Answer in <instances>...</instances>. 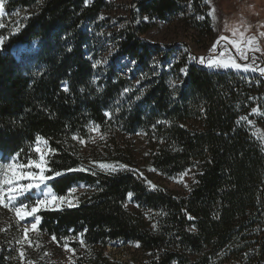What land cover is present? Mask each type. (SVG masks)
Masks as SVG:
<instances>
[{
	"label": "trees",
	"instance_id": "1",
	"mask_svg": "<svg viewBox=\"0 0 264 264\" xmlns=\"http://www.w3.org/2000/svg\"><path fill=\"white\" fill-rule=\"evenodd\" d=\"M115 1L2 0L0 156L38 159L40 136L54 150L45 173L54 194L87 190L75 207L39 210L28 240L0 208V264H55L61 237L75 249L71 264H264V148L241 120L257 103L264 111L263 76L209 70L182 43L144 38L162 23L212 39L203 0H128L125 16L111 13ZM101 163L125 167L108 174ZM182 173L193 176L182 194L157 181ZM114 244L135 252L110 259Z\"/></svg>",
	"mask_w": 264,
	"mask_h": 264
},
{
	"label": "rangeland",
	"instance_id": "2",
	"mask_svg": "<svg viewBox=\"0 0 264 264\" xmlns=\"http://www.w3.org/2000/svg\"><path fill=\"white\" fill-rule=\"evenodd\" d=\"M204 4L207 8V14L210 20V26L213 31L214 37L212 39H206L204 42H200L195 40L194 32L186 33L184 29L175 28V24L173 25H165V24H158L154 27L144 38L153 44H163V45H170L175 43H182L184 44L188 50L192 53V55L198 61L201 57L205 58L206 60L209 58L215 59L218 57L220 52L225 53V58L227 56H232L237 63L241 64L242 66L251 65L253 67H264V0H203ZM128 0H117L115 1L116 5L120 8H117L115 12L119 15L125 16V10L121 9L123 4H127ZM209 13H212L211 15ZM119 15L111 14L113 20ZM6 16V12L4 11V17ZM16 17L20 16V12L15 15ZM3 17V18H4ZM108 17V16H106ZM2 18V19H3ZM236 31V34L233 35V31ZM241 34H243L241 36ZM223 36L226 39L221 40L220 37ZM249 39H253L255 42V47L259 48V51L250 50L251 46H248L247 42ZM228 40H235L240 42L241 47L245 50L247 59H241L240 56L236 53L235 48L231 44H229ZM219 41V43H217ZM216 45V51H210L213 46ZM1 48V46H0ZM13 54L19 57L20 54L23 53L24 47L16 46L13 48ZM122 66L123 71H130L135 68V65L132 61H122L120 64ZM208 68L206 65H203ZM209 70H215L210 69ZM221 70L231 71L246 77H254L260 76V72L257 70L253 71H237L231 68L223 69V68H216ZM264 78V75H262ZM262 100L264 101V86H263V94L261 95ZM253 109H257L256 113H253ZM253 109L251 110L249 117L246 118L245 122L247 123L252 135L256 138V140L262 145L264 148V125L262 121L264 120V111L262 108L259 107V103H257ZM251 122V123H249ZM92 138H95L98 135L97 131H92ZM92 142V141H91ZM43 147V146H42ZM39 156V154H38ZM9 158H2L0 156V163L6 162ZM34 171H38L34 169ZM154 177H158L154 175ZM181 175L176 177L175 179L164 180L162 178H158L159 184L165 186L166 188L170 189L175 193H184L186 192L193 180V176L190 173L183 176V179H180ZM23 183H27V181H23ZM50 180H47L44 185H41L40 189H33L31 192L26 194V198L28 196H33L35 199L38 195H41L43 191L48 189L54 194L53 190L51 189ZM83 186V187H81ZM76 188L77 191L73 193V197L80 198L87 188L79 183L77 185H72L70 189ZM69 189V190H70ZM68 190V192H69ZM68 195V194H67ZM22 198V197H21ZM77 200H74L76 203ZM66 205H60L57 208L55 205L51 207H41L39 210L43 209H60L61 207H65ZM133 201L128 199L127 207H133ZM2 208V207H0ZM38 210V211H39ZM38 211L35 214L38 216ZM35 222L34 217H26L24 221H20L22 224V229H24L25 225H28L30 228L31 223ZM41 223V218L39 224ZM33 230H30L31 233ZM28 233V234H29ZM24 234V231H23ZM52 251V245L49 247ZM135 252L133 248H121L120 245L114 244L111 245L105 252V254L114 260L120 261H127L129 260L130 256ZM73 253L66 252L64 247L60 250V252L53 257V262L55 264H71L73 261Z\"/></svg>",
	"mask_w": 264,
	"mask_h": 264
},
{
	"label": "snow or ice",
	"instance_id": "3",
	"mask_svg": "<svg viewBox=\"0 0 264 264\" xmlns=\"http://www.w3.org/2000/svg\"><path fill=\"white\" fill-rule=\"evenodd\" d=\"M88 0H85V5L87 6ZM4 11H5V5L0 0V27H3L2 18L4 17ZM210 15L212 13H209ZM18 31V27L13 29V34ZM236 34V31H233V35ZM243 34H241L242 36ZM221 40H225L226 38L221 36ZM229 44L235 48L236 53L240 56L241 59H247L245 50L241 47L240 42L235 40H228ZM4 43V38H0V46H2ZM219 43V41H217ZM248 46H251L250 50H256L259 51L258 47H255V42L253 39H249L247 42ZM212 52L216 51V45L213 46V48L210 50ZM192 59H196L195 57H192ZM201 65H206L210 69H216V68H223V69H233L237 71H259L261 75H264V67H253L251 65L242 66L241 64L237 63V61L232 56H227L225 58V53L220 52L218 57L215 59L209 58L205 59L201 57L198 61ZM100 63L97 61V64ZM96 65L94 64L93 67ZM182 72H185V69H181ZM65 91L68 89L65 88ZM128 89H125V92H127ZM139 99V97H137ZM253 113L257 112V109L252 110ZM106 116H110L109 113H105ZM246 119V117H241V120ZM239 123V122H238ZM251 123V122H249ZM91 131H99L98 126H94ZM74 140L78 139V137L73 136ZM103 139V136L100 137ZM80 143H85V141L80 140ZM43 146V147H42ZM35 152L39 154L38 159L28 158L27 163H21L19 161V153L14 154L11 158H9L6 162L0 163V207L7 209L9 212L14 213L17 222L24 221L26 217H34L35 222L31 223L30 228L28 225L24 226V239L28 240V233L30 230H37V225L39 224L40 217L36 216L35 214L41 207H51L55 205L57 208L60 207V205H66L67 207H75L77 206L76 203H74V200H77L78 198L73 197V193L77 191L76 188H72L69 190L67 196H57L51 192L50 189L43 191L42 197L41 195H38L35 199L34 205L25 204L20 198L25 197L27 193L31 192L33 189H40L41 185H44L48 179L51 177L46 176L45 173L47 171H50V169L47 167L48 161L46 160V156L48 153L53 152V149H50L48 147L47 141L41 138L40 136L36 137V145L34 148ZM98 167L105 171L108 174L115 173L119 169H123L124 165H110L101 163L98 165ZM34 169L38 171H34ZM151 171H155V169H150ZM72 171H85L83 168L73 169ZM55 175L59 176L62 175L60 172H56ZM187 175V173H182L180 179H183V176ZM175 179V178H173ZM23 181H27V183H23ZM83 187V186H81ZM149 187L154 189L155 186L149 182ZM129 199L132 197V193H129ZM189 219H192L189 217ZM155 227V225L153 226ZM83 234H81L82 237ZM61 240L64 241L63 247L66 252L69 253H75V249L69 246L68 240L70 238L68 237H61ZM79 239L80 245L82 247L85 246V241L77 237ZM51 240L56 242L59 246L60 241L57 239V237L53 234L51 236ZM139 246V245H137ZM45 255H48V253H45ZM25 257V253L23 251L20 252V258L23 260ZM29 264H31V261H29Z\"/></svg>",
	"mask_w": 264,
	"mask_h": 264
}]
</instances>
